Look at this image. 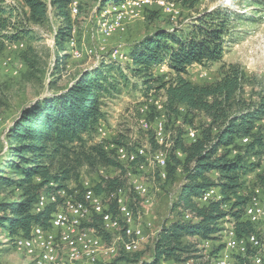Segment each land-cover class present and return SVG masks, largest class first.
<instances>
[{
	"label": "trees",
	"instance_id": "1",
	"mask_svg": "<svg viewBox=\"0 0 264 264\" xmlns=\"http://www.w3.org/2000/svg\"><path fill=\"white\" fill-rule=\"evenodd\" d=\"M83 1L116 5L125 0ZM175 1L182 7L194 9L201 0ZM72 2L21 0L20 5H8L6 0H0V38L19 43L33 37L30 25L47 27L52 22L51 9L58 22L55 45L59 59L56 68L59 69L64 58L59 54L70 53L69 42L76 26L71 15ZM78 10L77 16L83 11V5H79ZM157 13L150 11L149 15ZM240 14L222 7L205 10L186 29L158 27L128 52L134 76L145 85L155 82L157 89L164 91L165 114L171 122L182 118L185 124H193L197 115H204L206 119L198 131L194 130L195 141L186 142L188 132L181 126L174 127L165 179L173 181L181 170L184 178L176 206L191 219H178L161 227L155 239L152 264L188 260L183 256L191 252L190 246L184 245L183 240H215L223 230L221 222L226 219L232 222L237 239L258 231L245 216L251 196L246 194L244 178L259 168V163H251L250 158H260L264 151V125H261L264 93L259 94L256 101L243 97V87L249 78L239 64L222 65L218 79L212 83H194L187 77L189 69L195 65L209 68L222 61L234 22L242 18ZM167 24L170 23L167 21ZM27 61L34 68L31 61ZM162 66H166L168 72L154 77L152 71ZM122 70H118L120 78L128 82ZM112 72V68L107 70L100 65L84 72L64 92L25 109L10 128L9 147L0 168V196H4L0 199V227L9 230L10 235L28 237L33 226L48 228L52 214L64 201L62 192L74 201L86 203L85 191L79 183L84 167H113L120 171L114 178L102 177L93 187L108 213L119 214L120 196L126 197L129 188L127 170L116 158V151L108 149L109 143L94 141L97 128L105 119L100 100L118 87L119 82ZM244 139L247 143L242 142ZM112 144L127 146L120 137ZM151 144L154 151L161 149L157 142L152 140ZM129 170V174L137 171L134 164ZM262 176L264 178V174ZM71 184L79 191L74 197ZM212 188L218 190L221 199L200 202L204 193ZM130 189L134 192L131 184ZM17 192L18 198L14 201L11 195ZM41 195L56 196L57 201L36 212ZM84 226L101 238H110L101 217L96 214ZM121 252L115 257L117 262L124 259L120 257ZM252 252L249 248L247 254L239 256H245V262Z\"/></svg>",
	"mask_w": 264,
	"mask_h": 264
},
{
	"label": "rangeland",
	"instance_id": "2",
	"mask_svg": "<svg viewBox=\"0 0 264 264\" xmlns=\"http://www.w3.org/2000/svg\"><path fill=\"white\" fill-rule=\"evenodd\" d=\"M164 1L174 3L175 8L169 12L167 8L154 0L153 5L140 11L138 16L128 17L122 29L104 40L101 37L99 21L103 7L110 4L81 0L79 5H83V11L79 16H72V19L76 20L72 38L75 39V49L79 57H72V46L69 42L71 54H63L65 56L59 54V57H64L59 69L56 68L59 59L55 45L58 22L54 20L51 9L52 22L47 27L30 25L34 34L33 37L21 40L24 48H14L15 43L0 38V168L9 147L8 132L19 120L22 112L44 98L64 92L84 72L91 71L99 65L107 70L112 68L114 72L111 74L115 75L119 83H116L117 90L112 94L103 95L100 100L105 119L99 127H102L106 134L101 136L97 133L94 135V141L104 142L105 145L109 143L107 146L110 150L112 141L120 137L124 145L144 147L148 157H151L154 153V146L151 144L153 140L161 147L160 150L169 154L173 146L174 127L181 126L185 133L189 130L198 131L200 125L206 121L205 116L197 115L193 119V124H185L182 118L171 122L165 114L164 91H159L158 84L155 82L145 85L140 78L135 77L130 68L132 62L127 56L128 52L132 51L148 35H152L158 27H167L171 30L173 28L186 29L205 10L211 11L222 7L232 13H241L242 18L234 22L222 61L209 68L195 65L189 69L187 77L194 83H212L218 79L222 65L239 64L249 78V82L243 87V97L248 101L250 99L256 101L258 95L264 93V0H201L194 9L182 7L175 0ZM6 3L20 5L21 0H6ZM150 11L158 13L151 16ZM167 21L170 24H167ZM113 52L117 53L111 55ZM27 59L31 61L34 68ZM119 68L123 69L128 82L120 78ZM167 72L166 66L155 68L152 71L154 77ZM142 107L145 108L144 114L139 112ZM148 111L149 113L146 114ZM161 120L165 124L164 130L157 131ZM261 125H264V122ZM186 137L187 135H185L186 142L190 141ZM250 162L259 163V168L255 173L244 178L248 197L256 187L264 192L262 176L264 174V151L260 158H250ZM123 166L127 170L129 188L126 189V197L122 194L121 198L130 206L135 223L144 229V238L138 252L130 254L121 252L120 257H124L121 262H117V258L112 256H103L102 263L152 264L155 239L161 227L165 223L178 219L184 221L191 219L187 212L176 206L184 176L179 170L173 181H167L162 177L161 179L159 173L161 176L163 170L157 167L151 158L145 163L143 170L138 173L132 170L135 175H128L130 170L125 165ZM119 173L120 171L113 167L96 169L84 167L80 171L79 183L83 187L86 184L95 188L102 177L114 178ZM130 182L132 185L146 184L150 190L149 197H141L133 191L132 193ZM75 187L74 184L70 185V190L74 191L72 197L79 194V191H75ZM17 195L18 192L11 195L12 200L16 201ZM3 197L1 195L0 199ZM147 199L148 202H146ZM220 227L223 230L215 240L200 241L197 238L183 240L184 245L190 246L191 252L183 256V258L188 257V260L182 263L161 264H215L216 259L222 254V249L227 245L225 236L228 228H233V224L226 219L221 222ZM256 227L258 232H261L264 229V223ZM105 232L110 237L109 239L102 237L107 243L116 241L122 234L121 229ZM15 239V236L10 235L9 230L0 227V264H32L25 254L15 248ZM239 255L233 249L226 247V258L233 259L237 264H253L251 259L244 262L245 257L241 258ZM261 264H264V258Z\"/></svg>",
	"mask_w": 264,
	"mask_h": 264
},
{
	"label": "bare ground",
	"instance_id": "3",
	"mask_svg": "<svg viewBox=\"0 0 264 264\" xmlns=\"http://www.w3.org/2000/svg\"><path fill=\"white\" fill-rule=\"evenodd\" d=\"M153 1L154 0H125L116 5H107L103 7L99 21L101 37L104 39L113 35L119 29H122V25L128 17L138 16L143 9L153 5ZM156 1V3H159L162 7L167 8L169 12L175 8L174 3H168L164 0ZM80 2L81 0H73L71 4L72 16L78 15ZM70 46H72V54H70L72 57L78 58L79 53L75 49L74 38L70 40ZM13 47L24 48V44L21 42L15 43ZM139 112L144 114L145 108H140ZM164 127V121L161 120L158 124V130L163 131ZM196 137V132L194 130H189L188 138L191 141H195ZM242 142L247 143V139H244ZM110 150L116 151V155L121 164L128 167V169L134 164L138 172L143 170L145 163L151 158L155 165L163 170V172H161V177L165 178L166 176L164 169L166 167L167 154L160 149L154 151L151 157H148L146 150L142 146L130 145L127 147L113 144L110 146ZM129 175L135 174L130 173ZM131 186L134 192L139 196L145 198L149 197L150 190L146 184L135 183L133 185L131 184ZM83 189L87 200L86 203L74 201V199L70 197L69 200L64 198L63 203L52 214L49 220V227H51L52 219H57L58 210H61V222L69 221L67 235H64L63 231H51V239L53 240L49 241L46 246L45 241H37V239L34 238V231L40 226H33L28 237H18L14 240L15 248L25 254V256L31 260L32 264H91L92 261L97 264H103V256H112L115 258L119 255L120 251L124 253H135L139 251L140 243L144 238V229L135 223L133 213L128 205L124 203L121 196L119 199V214L115 216L108 213L106 206L102 204L101 197L97 196L93 191V187L85 184ZM60 195L61 197H67L63 192ZM219 199H221V197L218 190L212 188L204 193L199 201L208 203L212 200ZM56 201V196L43 195L39 198L35 211L40 212L47 205L54 204ZM146 202H148V199ZM124 205L125 208H123ZM94 214L101 217L104 229L107 232L121 229V236L116 241L105 243L101 237L86 228L84 224L89 221ZM245 216L253 225L257 226L264 223V192L259 187H256L251 194L249 205L245 208ZM128 221L130 229L129 234L125 231V226L121 225L122 222ZM80 228H82V230H80ZM228 229L225 236L227 238V249L231 248L237 254L245 255L248 249L251 248L253 250V255L250 258L252 263L261 264L264 258V229L261 232L257 231L241 239H237L233 228ZM228 232L233 235L228 234ZM226 259L220 256L216 259L215 264H237L231 258Z\"/></svg>",
	"mask_w": 264,
	"mask_h": 264
},
{
	"label": "built area",
	"instance_id": "4",
	"mask_svg": "<svg viewBox=\"0 0 264 264\" xmlns=\"http://www.w3.org/2000/svg\"><path fill=\"white\" fill-rule=\"evenodd\" d=\"M73 13H74V4H73ZM117 52H113V53H111V55H115ZM157 131H159V130H157ZM97 133L101 136H105V134H106V132L104 131V129L102 127H99ZM111 145H113V144H111ZM64 198L69 200V197H64ZM248 205H249V203H248ZM123 208H125V205L123 206ZM61 215H62L61 210H58V218L52 219L51 227H49V228H41V226L37 227L34 231V238H36L37 241H45L46 246H47L49 241L53 240V239H51V231H63L64 235H67L68 234V223H69V221L68 222H61ZM69 216H70V214H69ZM121 225L125 226V231L127 232V234H129L130 233L129 221L128 222H122ZM80 230H82V228H80ZM228 234L233 235L230 232H228ZM226 247H227V245H225V247L222 249V254L220 255V256H223L224 259H226ZM226 261H227V259H226ZM69 264H74V263H69ZM91 264H97V263H94L92 261ZM107 264H109V263H107Z\"/></svg>",
	"mask_w": 264,
	"mask_h": 264
},
{
	"label": "crops",
	"instance_id": "5",
	"mask_svg": "<svg viewBox=\"0 0 264 264\" xmlns=\"http://www.w3.org/2000/svg\"><path fill=\"white\" fill-rule=\"evenodd\" d=\"M196 66H197V65H196ZM193 67H195V66H193ZM193 67H192V68H193ZM166 70L168 71V68H167V67H166Z\"/></svg>",
	"mask_w": 264,
	"mask_h": 264
}]
</instances>
